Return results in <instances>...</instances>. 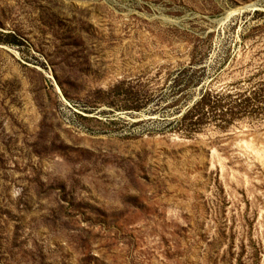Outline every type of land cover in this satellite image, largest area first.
<instances>
[{"label": "rangeland", "instance_id": "obj_1", "mask_svg": "<svg viewBox=\"0 0 264 264\" xmlns=\"http://www.w3.org/2000/svg\"><path fill=\"white\" fill-rule=\"evenodd\" d=\"M0 264H264V0H0Z\"/></svg>", "mask_w": 264, "mask_h": 264}]
</instances>
